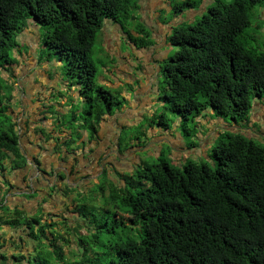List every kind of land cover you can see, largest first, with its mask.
Wrapping results in <instances>:
<instances>
[{
	"label": "trees",
	"instance_id": "16d2710c",
	"mask_svg": "<svg viewBox=\"0 0 264 264\" xmlns=\"http://www.w3.org/2000/svg\"><path fill=\"white\" fill-rule=\"evenodd\" d=\"M260 2L264 0L230 4L213 0L207 14L194 24L173 27L166 38L167 55L175 51L158 65L163 83L160 99L166 111L179 116L188 137L186 148L196 146L194 135L185 128L187 122L208 107L226 120L250 124L252 100L264 94V51L251 46L246 29L252 28V10ZM199 3H177L167 22ZM138 9V0H0V72L15 64L11 57L18 47L15 36L31 19L42 32L39 59L56 56L69 87H76L86 105L81 113L74 106L66 113L54 107L45 110L41 121L51 114L53 131L69 132L61 138L51 135L54 153L77 156L80 131L87 133L88 143L95 142L103 116L122 106L124 100L97 83L96 64L102 62L94 61L93 48L106 21L120 28L123 42L136 48L152 46L150 31L138 21ZM12 99L0 75L1 176L7 170L31 168L18 146V124L8 112ZM160 118L164 123L160 131L174 135L168 120ZM210 150L212 167L191 160L179 166L164 159L140 164L133 174L121 177L124 186L111 183L109 193L103 191L107 197L102 206L112 208L101 213V221L94 207L74 201L92 175H81L78 167L88 166L74 158L66 171L81 184H69L60 173L45 187L42 198V204H48L53 194L61 196L64 209L54 215L42 210V215L27 216L0 201V229H28L35 246L27 264H264V147L239 134H222ZM31 163L42 175H50L39 160ZM100 172L105 176L104 170ZM71 198L74 209L65 205ZM76 216L77 221L71 219Z\"/></svg>",
	"mask_w": 264,
	"mask_h": 264
},
{
	"label": "crops",
	"instance_id": "0c3cea01",
	"mask_svg": "<svg viewBox=\"0 0 264 264\" xmlns=\"http://www.w3.org/2000/svg\"><path fill=\"white\" fill-rule=\"evenodd\" d=\"M212 2L213 0H201L196 8H185L181 15H173L172 19L167 22L170 15L169 12H171L174 6L179 3L178 0H138V21L150 31L154 44L149 47L136 48L135 45L132 43L130 44L129 41H125V43L131 48L135 62H141V71L147 72L146 74L150 79L157 77L159 61H162L168 53L165 42L166 38L171 34L172 28L182 23L193 22L197 16L204 13L208 5ZM102 32L107 41L105 46L107 47V50L110 44L113 45L118 43L121 45L123 43L122 38L124 37V34L120 31V28L117 25L112 24L111 21H106L104 23ZM37 42L38 41H36L35 44H32V47L37 46ZM34 52L32 51L29 54L30 59L23 55L24 62L28 58V64H23L25 70L22 72H19L17 64H13L11 67L1 71L2 78H6L7 76L4 72H7V74L10 75L7 76L11 79V82L8 81V83L17 86V89L12 92V95L15 96V99L19 97L23 105V108L16 107L14 110H10H12L11 116L18 124V146L20 151L27 157L28 164L31 168L28 172L27 170H7L2 176L0 175V201H2L3 205L8 206L11 209L18 208L27 216H35L40 212L42 215V210L46 215H54L56 212H59L61 208L64 209L63 199L61 196L60 198L53 194L51 196L52 203L49 202L48 204H42V198L45 196L43 194L47 192L45 187L53 184L56 180L55 177L60 173L66 175L65 178L69 184H76L79 179L76 176H70L69 178L68 171H66L68 167L70 168V166L74 164L75 159L77 162L78 159H81V164L85 161H88L89 163V172L83 169L80 170L78 167L81 175H89L93 173L92 169L98 171L99 167L102 169L104 165H111V160L115 158V156H118L117 141L120 133L118 127L122 125L136 124L134 120L139 117L141 118L144 111L143 106L145 103H149L148 106H151L152 99L148 97L144 85L140 84L142 88L138 89L135 93H132L134 94V97H132L131 94L124 95L125 106L122 107V104L118 110H115L117 116H113L115 111L112 115L106 114V116H103L98 127L97 139L95 142L88 143L87 133L85 131H80L81 138L78 141L82 145V148L78 150L77 156H66L63 151L60 153H54L53 149L55 147V142L51 135L61 138V136L64 137L69 135V132H57L53 131V128H43L46 122L44 119L42 120V128H39L41 119L40 117L38 118L34 111H30L34 110V108H32L33 106L30 97L37 87L33 77L35 76V72H40V70H33L32 68H36L37 63H42V82L49 90V92H46L42 89V118L45 116V110L47 111L50 107H54L55 110L66 113L70 109V104L76 103V98L80 97L77 90H73L76 89L75 87L70 88L71 91L68 90L67 95H63V97L62 94H60V91L66 90L67 83L64 82L61 72L58 70V67L60 66L59 62H52V60L46 58H42V62H40L38 56L33 54ZM17 57L19 58L20 55L18 54ZM141 58L143 62L141 61ZM113 59L115 62L114 64L111 62L114 66L112 69L113 71L120 69V71L123 70V72L127 73L128 67L132 65L129 56L125 54L120 57L123 62L119 63V66L117 67V60L115 58ZM146 63L148 64L147 66L145 65ZM16 68L18 69L15 71ZM108 71L109 68L105 67L104 72L108 73ZM127 76L132 82V76L128 74ZM102 82L114 86V84L105 79ZM56 84L58 85L55 86ZM45 93L48 94L45 95ZM71 95L73 96L71 97ZM27 96H29V100L26 99ZM133 98L134 101H132ZM15 99L13 97L12 104L15 102ZM250 115L251 122L258 121L259 126L256 127L255 124L250 122L249 127H251L257 135H259V131L264 135V106L261 101L256 100L253 102ZM47 116L48 119L52 120V115L47 114ZM105 117L108 118L105 119ZM101 126H104L103 129ZM115 127L118 132L114 131ZM151 133L156 134V137L151 138L152 145L158 147L161 151L162 148L159 146V143L163 140L169 144L167 149L174 147L176 140L172 138L171 134L168 136V134H164L160 131L156 132L153 129L151 130ZM115 134H117V137ZM110 135H114V142L108 140ZM215 135V131L212 133H206V136L215 137ZM262 137L264 138V136ZM104 141H107V144L105 147H101L100 143H103ZM135 149L137 148L133 147L129 151H134ZM203 150L207 152L206 147H203ZM107 153H111V155L109 154V156ZM63 157L67 158L66 162L61 160ZM34 158L40 161L42 168L50 171L48 172L50 174L48 177L42 175L35 169L31 163V160ZM6 165H9V163L7 162ZM82 166H84V164H82ZM117 172L118 173L116 174L121 173L119 170ZM75 177L77 180L76 182H73ZM89 179H91V177H89ZM3 181L6 184H4ZM0 234V264H27V258L32 254L35 246V243L28 236V229L24 227L14 228L4 226L0 229Z\"/></svg>",
	"mask_w": 264,
	"mask_h": 264
},
{
	"label": "rangeland",
	"instance_id": "374dc122",
	"mask_svg": "<svg viewBox=\"0 0 264 264\" xmlns=\"http://www.w3.org/2000/svg\"><path fill=\"white\" fill-rule=\"evenodd\" d=\"M179 2H183L185 0H178ZM200 2L201 0H196ZM225 4H230L232 0H223ZM213 4V2L211 3ZM207 12L204 11V14ZM207 14V13H206ZM201 17V15L197 16L195 20L188 24H194L196 20H198ZM251 27L246 29V32H248L251 36V46L259 49L260 51H264V2L258 3L252 10V17L250 18ZM260 26L259 31L254 30V26ZM41 31L39 26L35 25L34 22L31 19H28L26 22V27L24 30L20 33H18L15 36V41L18 43V47L11 51V57H13L16 61L15 64L19 67V72H22L25 70L23 67V64H28V58L30 59L29 54L33 51H35L33 54H36L37 56L42 57V48H40V36ZM37 42V46L32 47V44H35ZM107 44L106 39L104 38L103 32H101L100 37L97 39L94 48H93V59L96 61L97 59L100 60L101 63H97L96 66L98 68V75L96 77V81L98 84L103 86L105 89H108L112 92V94L118 99L119 101H122L125 99L124 95L131 94L132 97H134V94L138 89H141L142 86L140 84H143L146 88V92L149 98L152 99L151 106H148L149 103H145L143 106V113L141 118L135 119L134 122L136 124L132 125H122L119 126L118 129L120 131L118 136V150L117 154L118 156H115L111 160V165H104L103 168H98V172L93 170V173L91 175V179H89L86 183L81 184V179L78 180L76 184L71 185H77L81 184L84 185L83 188L86 189L83 193V188H81L78 193L75 195L74 201L77 203H84L86 204L90 209L94 207L95 212H98L97 219L101 221L102 215L101 213L105 211H111L112 206H102V203H104V196L107 197V195L103 194V191L105 194L109 193L108 190L111 186V183L116 184L117 186H124L125 179H122L121 177L124 175L133 174L138 166L140 164H143L145 162H148L150 164L156 163L158 160L164 159L166 161H169L172 165H182L187 160H191L194 163L200 164L201 162H204L209 167L213 166L212 163V155H211V146L214 144L215 138L222 135V134H228V135H235L239 134L246 138L252 139L255 141L256 144L264 147V138L263 135L259 132V135L253 131L249 125L245 124L243 121L233 122L226 120L220 116H217L214 111L208 107L205 111H203L199 116L195 117L194 119H190L185 128L190 131L189 136L191 134L194 135V138H192V141L196 140V146L194 148H186L184 144H186V141L188 140V137L185 136L184 129L181 128V125L179 124V116L174 115L172 113H169L166 111L162 106L163 103L161 102L160 97L162 96V89H163V83H162V74L161 69L157 72V77L150 79L147 72L141 71V62L137 63L134 60V55L132 54L131 48L127 46L125 42H123L121 45L118 43L110 44L108 47H105ZM42 45V44H41ZM120 45V46H119ZM117 46V47H116ZM169 46V43H168ZM40 48V49H39ZM170 51V48H169ZM175 51V48L170 51V53L167 55L171 56L173 52ZM23 53V54H22ZM20 55L18 58L17 55ZM39 54V55H38ZM128 55L130 58V62L132 63L131 66L128 67V72L125 73L123 70L120 71V69L113 71V64L114 58L117 60L116 67L119 66V63H122V59L120 57ZM23 55L27 56L28 58L25 60L23 59ZM47 55V54H46ZM45 55V56H46ZM110 55V56H109ZM52 62L57 60L54 55H50ZM112 56V57H111ZM120 56V57H119ZM38 60L42 62V58ZM109 60L113 63L111 64ZM141 61L143 62L142 58ZM60 66L58 67V70L61 72L62 78L64 82H67L66 90L60 91V94L62 96H66L68 90H70L68 81L64 78L63 75V68L61 69L62 62L58 61ZM145 62V61H144ZM148 65L147 63L145 64ZM143 65V66H145ZM162 62L159 61V66L161 67ZM16 67V66H15ZM63 67V65H62ZM108 67L109 71L104 72V68ZM18 68L15 69V71ZM30 69V68H29ZM33 70L39 69L40 72H35V76L33 77L35 83L37 84L36 90L32 93L30 100L32 104V108L34 110V113L42 119V89H44L46 92H49L48 88L43 84L42 82V63H37L36 68H32ZM7 71V70H6ZM141 73V74H139ZM2 72H0V75ZM7 76H10L7 74V72H4ZM128 75H131L132 82L128 78ZM4 76V75H2ZM2 78L3 86L9 87L10 92L12 95V92H14L17 89V86H14L11 83H8V81L11 82V79L8 78ZM8 78V79H7ZM114 84V86H110L109 84L103 83L102 79ZM137 78V80H136ZM56 84L55 86H57ZM76 88V87H75ZM76 91L77 89H73ZM71 91V90H70ZM25 92H26V86H25ZM48 94V93H47ZM45 93V95H47ZM44 95V94H43ZM44 95V96H45ZM30 96V95H29ZM29 96L26 97V99L29 100ZM63 96V97H64ZM73 95H71L72 97ZM15 99V96H13ZM70 97V98H71ZM259 100L262 102L264 106V94L262 98H254L252 100V104L254 101ZM134 101V98L132 99ZM76 103H71L70 108L73 106L79 110L81 113L83 109L86 108V105L80 100V98H76ZM125 106V103L123 102V106ZM13 107V108H12ZM23 108L22 102L19 97L15 99V102L12 104L11 101V107L10 109L14 110L15 108ZM9 109V114L12 113V110ZM40 113V115H39ZM48 114V113H47ZM51 115V114H49ZM164 116L165 119L168 120L167 124L169 125V128L171 130H174L175 134H171L172 138L176 140L174 143L173 148H168L167 144L164 140L160 141L159 146L162 148V151L152 145L151 138L156 137V134H152L151 130H155L156 132H159L162 130L164 124L161 122L160 116ZM106 116V115H105ZM113 116H117L116 111L114 112ZM108 117H105V119ZM45 125L43 128H53V122L51 119L45 120ZM251 123L255 124L256 127L259 126L258 121H252ZM102 125V124H101ZM102 129L104 126H101ZM39 128H42V121L39 123ZM115 132H118L116 127L114 128ZM213 131L216 132L215 137L206 136V133H212ZM161 132V131H160ZM117 137V134H115ZM169 136V134H168ZM111 142H114V135H110V138L108 139ZM108 141V142H109ZM79 148H82L81 144L78 140L75 141ZM178 143V144H177ZM107 144V141H104L103 143H100L101 147H105ZM136 147L134 151H129L131 148ZM203 147H206L205 152L203 150ZM166 149V150H164ZM108 155L110 153H107ZM85 166H88V169H86L87 172L90 170V166L88 162H83ZM105 171L104 175H99L98 173L100 171ZM120 171V176H118L117 171ZM102 173V172H100ZM99 175V176H98ZM99 177V179H98ZM97 179L99 180V183L97 182ZM77 179H74L73 182H76ZM89 181H92L89 183ZM88 183V184H87ZM87 184V185H86ZM82 187V186H80ZM97 197L96 201L93 202V198ZM90 197H92L90 199ZM73 198H71L67 205L68 207H72L74 209ZM99 209V210H98ZM118 214H120L118 212ZM71 217V215H70ZM74 221H77L79 218L76 216V218H71ZM123 219H126V217H123ZM75 223V222H74ZM70 238V237H69ZM63 249L64 254L67 253L69 255V252L66 250V247L61 246ZM78 257V256H77ZM75 257L76 259H78Z\"/></svg>",
	"mask_w": 264,
	"mask_h": 264
}]
</instances>
